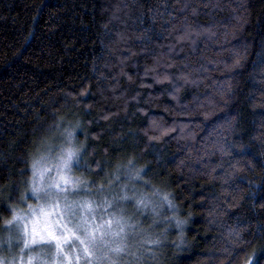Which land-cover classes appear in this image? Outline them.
<instances>
[{"label":"trees","instance_id":"trees-1","mask_svg":"<svg viewBox=\"0 0 264 264\" xmlns=\"http://www.w3.org/2000/svg\"><path fill=\"white\" fill-rule=\"evenodd\" d=\"M68 132L138 261L264 264V0H0V231Z\"/></svg>","mask_w":264,"mask_h":264},{"label":"rangeland","instance_id":"rangeland-1","mask_svg":"<svg viewBox=\"0 0 264 264\" xmlns=\"http://www.w3.org/2000/svg\"><path fill=\"white\" fill-rule=\"evenodd\" d=\"M59 138L62 139L60 145H47L44 152L37 156L33 163L35 167L32 168V175L27 192L30 195L27 197L30 198H25L22 201L23 205L21 208L14 210V216L21 217L22 219H11L12 226H6V228L0 231V261H3L4 264H29V260L31 259V264H76L73 254H78V248H71L68 245L64 246V252L69 257L67 260L62 256H57L54 244L35 245L31 248H24L23 240L26 238L25 228L27 229V234L30 235L33 222L35 221L37 228L42 229L46 219L43 212L51 213L47 217V220L52 225H55V221L61 218V214H63L62 222L66 223L69 219L73 220V224L69 225L70 227L78 222L80 217L88 219L91 224H103L110 219L121 220L122 223L126 222L124 235L126 237L125 244L127 251L118 257L112 256L115 264H133L134 260L139 258L141 253H144L141 255L142 259L150 258L149 250L143 252L145 248L143 242L145 239L137 236L140 231V220L138 221L137 218H134L135 212L128 210L130 201L128 199H122L125 196L132 199L134 190L130 189V193L125 194L127 187H124L121 193H114L115 195L112 192H109L108 195L104 193L89 195L87 194V184L85 186L84 183H79L76 187L64 185L60 180L61 175L70 177L74 183L81 181V179L74 172V166L77 164V160L72 162L70 171L62 168L60 157L63 150L69 146L68 133H61ZM70 143L72 146L79 148L73 137ZM56 183H60L65 188V191L59 192L54 187ZM34 187H39L41 192L33 195L32 189ZM105 201L108 203H105ZM85 202L92 204L91 212L83 207ZM120 202H122V209L119 207ZM69 204L74 205L73 212L76 213L74 218L67 211L66 206ZM75 205L80 206L76 207ZM127 225H131V227ZM112 230L118 231L115 224ZM56 231L58 235L61 234L58 228ZM109 239H112V237H109ZM152 259L150 260L151 263ZM143 262L145 261H138V264H143ZM79 264H84V261L81 260Z\"/></svg>","mask_w":264,"mask_h":264},{"label":"snow or ice","instance_id":"snow-or-ice-1","mask_svg":"<svg viewBox=\"0 0 264 264\" xmlns=\"http://www.w3.org/2000/svg\"><path fill=\"white\" fill-rule=\"evenodd\" d=\"M68 138L69 146L63 150L60 160L62 168L68 169L70 171L72 162L74 160H77V163L79 162L78 156L81 149L71 145V132H68ZM33 167H35V164ZM60 180L64 185H71L72 187H76L77 184L83 183L81 181H76L74 183L70 177H66L65 175H61ZM54 187L58 189L59 192L65 191V188L62 187L60 183H56ZM39 192H41L39 187H34L32 189L33 195ZM122 199H129V197L125 196L122 197ZM163 199L167 201L168 197L164 196ZM105 203L108 202L105 201ZM137 203L144 204L145 202L140 200ZM73 206L74 205L69 204L66 207L68 213H71L72 217L74 218L76 213L73 212ZM75 206L79 207L80 205ZM83 207H85L89 212L92 210V204L89 202H85ZM43 215L46 219L42 229L37 228L35 221L33 222V228L30 235L27 234V229L25 228L26 238L23 240L24 248H31L35 245L54 244L57 256H62L66 260L69 259V257L64 252V246L68 245L71 248H78V254H73L76 264H79L81 260L84 261V264H94V262L95 264H105V262H107V264H115L112 256L118 257L120 254L127 251V246L125 244L126 237L124 235L126 222L122 223L121 220L110 219L105 221L103 224H91L88 219L80 217L79 221L70 227L69 225L73 224V220L69 219L66 223L62 222L63 214H61L60 219L55 221V225L50 224L47 220V217H49L51 213L43 212ZM16 219L22 218L14 216L13 220ZM93 219L95 218L93 217ZM7 223L11 224L12 221H7ZM114 224L118 228V231L112 230ZM127 226L131 227V225ZM57 228L61 233L59 235L56 231ZM109 237H112V239H109ZM159 243V240H146L143 242V244ZM138 259L139 258H136L133 264H138ZM0 264H4V262L0 261ZM29 264H31V259L29 260Z\"/></svg>","mask_w":264,"mask_h":264}]
</instances>
